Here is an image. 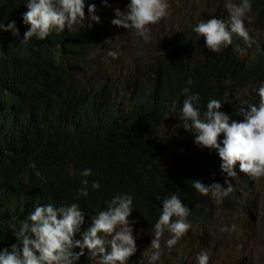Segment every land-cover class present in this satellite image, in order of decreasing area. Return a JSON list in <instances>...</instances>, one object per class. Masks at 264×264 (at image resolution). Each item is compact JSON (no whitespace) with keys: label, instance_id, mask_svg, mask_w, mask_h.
<instances>
[{"label":"clouds","instance_id":"1","mask_svg":"<svg viewBox=\"0 0 264 264\" xmlns=\"http://www.w3.org/2000/svg\"><path fill=\"white\" fill-rule=\"evenodd\" d=\"M120 1L109 5L108 0H102L106 7H101L87 0H24L27 10L22 13V19L19 18L23 35L19 38L15 21L0 22V31L11 30L25 46L31 41L46 42L72 33L65 42L36 54V86L42 93L58 84H71L75 77H86L98 69L100 74L90 82L78 80L75 90L68 87L72 94L78 93L80 87L92 89L93 83L106 79L111 69L115 74L113 69L121 60L116 52L122 57L119 49L124 43L144 48L133 53L132 60L146 52L150 39L158 37L157 30L162 33L161 37L172 36L175 32L182 33L181 27L187 25L194 40L211 52L218 53L230 44L244 48L255 45L258 51L264 50L260 44L264 43V36L259 33V8L264 0H201L198 7L193 6V0H178L183 6L176 26H167L173 5L168 0ZM103 8L113 14L104 16ZM90 22L94 23L91 27ZM88 28L90 34L86 31ZM93 33L95 39L90 36ZM140 39L146 42L140 43ZM83 62L89 64V68L82 65ZM79 63L85 68L77 75ZM237 63L248 66L250 61L241 57ZM191 83L189 77L186 84ZM21 91L20 84L12 95L8 94L7 85L1 87L0 107L10 105L13 117L18 116L24 99ZM181 93L185 95L180 106L177 107L173 99L166 105L163 116L165 119L177 117L179 126L193 134V142L202 148L200 166L203 162L216 173L204 183L196 179L195 168H187L195 174L191 187L196 190L189 202L176 193L163 199L157 194L156 198L161 200L159 216L150 234H146L134 229L136 221L129 219L135 208L129 193L112 195L89 219L75 200L71 203L39 200L18 226H12L16 242L0 249V264H135L139 257L146 258L147 264H252L247 255H242L245 246H231L229 250H236L231 257L229 250L217 249L214 245L217 240L212 241L213 247L208 250L188 240L195 229L202 234L215 228L219 239H227L233 235L226 229L227 224L238 230L251 227L255 213L264 218V205L252 210L254 202L248 198L244 204L246 215L241 221L218 224V220L223 219L222 210H235L238 200L255 185L254 180L264 176V80H255L247 88H241L230 110L222 100L211 98L201 112L199 93L191 92L188 87L182 88ZM16 95H19V103H14ZM69 111L65 107L50 106L48 121ZM236 167L242 176L237 175ZM92 174L91 168L80 170L81 186L74 190L78 197H87L89 189L100 188L98 180L88 179ZM228 195L236 198L225 201ZM214 209L219 212L217 218L210 221ZM211 224L215 227L209 226Z\"/></svg>","mask_w":264,"mask_h":264},{"label":"trees","instance_id":"2","mask_svg":"<svg viewBox=\"0 0 264 264\" xmlns=\"http://www.w3.org/2000/svg\"><path fill=\"white\" fill-rule=\"evenodd\" d=\"M119 2L108 0L109 5ZM87 3L106 7L102 0ZM26 10L24 0H0V22L15 21L19 38L23 35L19 18ZM102 13L113 14L106 8ZM259 15V33L264 36V2ZM180 30L150 39L146 52L130 60L122 76L113 75L111 69L106 79L93 83L95 87H80L75 94L68 87L75 90L78 80L90 82L100 70L44 93L37 89L34 72L36 54L65 42L72 33L25 46L11 30L0 31V95L3 85L12 95L20 84L24 97L17 117L12 116L10 105L0 107V249L16 242L12 226H18L33 204L43 199L75 200L89 219L112 195L129 193L135 207L129 217L136 221L134 229L150 234L161 208L157 194L163 199L176 193L189 202L196 190L191 187L195 174L187 168H195L196 179L204 183L216 174L203 162L200 166L202 148L193 142V134L179 126L177 117L164 118L166 105L175 99L179 107L185 95L181 89L188 87L199 93L201 112L211 98L222 100L230 110L241 88L264 80V50L230 44L211 52L194 40L189 26ZM90 36L96 38L95 33ZM241 57L250 61L248 66L237 63ZM80 64L77 75L89 68L85 62V67ZM189 77L192 83L186 84ZM19 102L16 95L14 103ZM50 106L70 111L48 121ZM170 124L172 131L164 133L161 128ZM83 168L93 170L88 179L98 180L100 188L78 197L74 190L81 186ZM233 198L228 195L225 201ZM137 261L147 264L146 258Z\"/></svg>","mask_w":264,"mask_h":264},{"label":"rangeland","instance_id":"3","mask_svg":"<svg viewBox=\"0 0 264 264\" xmlns=\"http://www.w3.org/2000/svg\"><path fill=\"white\" fill-rule=\"evenodd\" d=\"M168 1L173 3V5L167 26H176L178 24V20H180L181 17V7L183 4L178 0ZM192 4L193 6L198 7L199 4H201V0H193ZM193 22L195 23L196 20H193ZM160 34H162L160 30H157L156 36H160ZM142 50H144V48L137 46L135 43H124L119 49L122 57H120L118 52H116L117 57H119L121 60L116 62L117 65L113 69L115 71V75L118 76L122 73L124 65L130 61L131 55L133 53ZM161 129L164 133L171 132L172 124H170L169 127L164 126ZM254 183L255 185L250 188L248 192H246V194L243 196V199L238 200L239 204H236L237 208L235 210H222L221 215L223 219L218 220L219 225H224L227 221H241L246 215L244 204L248 198L254 202L251 208L252 210L259 208L260 205H264V176H261L259 180H254ZM218 212L215 209L211 212L210 221L217 218ZM198 224L202 223L199 222ZM209 226L213 228L215 225L211 224ZM226 229L233 233V235L227 237V239H219L220 235L219 231H217V228L204 231L202 234H200L199 230L195 229L193 235L188 241L192 242V244L198 246L199 248L207 250L213 247V240H217L215 241L214 245H217V249L219 251H222L224 248L228 251L231 246H245L246 250L243 251L242 255H247L252 264H259L264 261V218H259V215L255 213V219L252 221L251 227L238 228V230H236L227 224ZM189 234L191 235V232ZM181 244L184 245L185 240H183ZM229 251L231 257H233L236 250L233 249Z\"/></svg>","mask_w":264,"mask_h":264},{"label":"bare ground","instance_id":"4","mask_svg":"<svg viewBox=\"0 0 264 264\" xmlns=\"http://www.w3.org/2000/svg\"><path fill=\"white\" fill-rule=\"evenodd\" d=\"M114 1H116V0H114ZM151 43V42H150ZM77 50H79V47H77ZM71 53V52H70ZM54 61V60H53ZM4 70V69H3ZM1 73V72H0ZM236 169H237V175L238 176H242V172H240L239 171V168L238 167H236ZM244 188H242V189H240L238 192H235L236 193V195L240 192V191H242ZM199 222H197V224H198ZM244 223L246 224L247 223V221L246 220H244ZM193 224V223H192ZM215 227V226H214Z\"/></svg>","mask_w":264,"mask_h":264},{"label":"water","instance_id":"5","mask_svg":"<svg viewBox=\"0 0 264 264\" xmlns=\"http://www.w3.org/2000/svg\"><path fill=\"white\" fill-rule=\"evenodd\" d=\"M60 58V55L56 57V59L54 60V63ZM196 227V225H195Z\"/></svg>","mask_w":264,"mask_h":264}]
</instances>
